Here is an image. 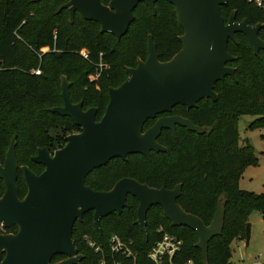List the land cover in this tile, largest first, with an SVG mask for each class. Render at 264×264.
Segmentation results:
<instances>
[{
	"label": "trees",
	"instance_id": "trees-1",
	"mask_svg": "<svg viewBox=\"0 0 264 264\" xmlns=\"http://www.w3.org/2000/svg\"><path fill=\"white\" fill-rule=\"evenodd\" d=\"M67 1L0 0V164L15 134L18 166L25 164L39 174L44 166L31 160L37 149L47 147L53 152L65 145L68 134L80 131L69 117L49 110L63 105L60 73L66 74L72 82L69 86L71 101H82L83 109L96 107V120H99L108 102L109 87H117L128 78L126 68L135 67L137 58L146 59L149 34L160 61L169 60L181 49L179 36L183 30L177 23L174 6L167 0L155 2V14L144 3H139L133 10L134 20L120 39L100 32L97 22L83 19L77 11L71 23L67 9L57 11ZM109 1L101 0L103 4ZM232 11L237 21L245 19L251 25L261 23L258 36L264 41V10L247 0H227L220 6L225 22ZM235 36L236 41L229 40L227 44L228 52L235 58L227 63L235 69L234 77L225 76L214 84L216 101L202 99L190 109L176 105L170 112L207 127L206 132L197 134L179 125L175 127V134L163 129L158 141L166 151H152L149 158L131 154L124 160L111 159L85 179V184L97 191L111 189L124 177L154 188L164 184L172 189L180 183L177 203L205 225L212 220L217 199L223 195V229L208 242L207 264H231L230 244L245 233L251 211H260L264 219V196L241 190L237 184L241 166L253 158L250 144H238V117L255 115L257 124L264 126V50L254 54L243 33ZM83 51L87 53L86 59L80 57ZM35 69L40 73L35 74ZM92 74L97 77L89 78ZM152 122V119L146 121L143 130ZM17 149L23 151L21 159L17 157ZM17 185L19 197L23 198L27 189L19 169ZM3 192L0 179V196ZM137 206V200L128 195L121 213L113 212L101 218L100 231L93 225L92 211L76 220L72 239L82 255L78 264H98L101 260L110 264L109 240L113 234L132 242L131 247L137 253L135 264H151L147 253L161 238L159 228L182 241L180 252L174 258L177 263L192 260L194 264H203L201 250L195 246L198 237L193 230L172 226L162 209L153 205L147 211L145 237L135 223ZM16 230L11 226L4 228L3 233ZM89 240L95 247L88 244ZM63 257L56 254L51 261L57 262ZM114 259L121 258L114 256Z\"/></svg>",
	"mask_w": 264,
	"mask_h": 264
},
{
	"label": "water",
	"instance_id": "water-1",
	"mask_svg": "<svg viewBox=\"0 0 264 264\" xmlns=\"http://www.w3.org/2000/svg\"><path fill=\"white\" fill-rule=\"evenodd\" d=\"M156 1L110 0L103 4L101 0H68L57 11L67 9L70 22L77 11L83 19L97 22L100 32L120 39L134 20L136 6L142 2L155 14ZM167 1L174 6L177 23L183 30L179 36L181 49L169 60L160 61L149 34L146 59H138L135 67H127L128 78L119 86L109 87L108 102L99 120H96V107L84 110L82 101H71L69 82L65 76L60 77L63 105L49 110L69 117L80 131L68 134L65 145L53 152L47 147L37 149L31 160L44 166L41 173L20 166L27 189L22 199L17 185L16 135L12 136L0 164L4 185L0 224L5 228L15 226L17 231L0 233V264H78L82 255L72 239L74 222L92 211L93 225L100 231L101 218L113 212L121 213L128 195L138 202L135 223L145 237L147 211L158 205L172 226H186L196 233L195 246L201 250L203 264H207L208 242L223 229V195L216 202L212 220L205 225L177 203L180 183L172 189L164 184L154 188L124 177L106 191L85 185L86 176L111 159L124 160L131 154L149 158L152 151H166L157 140L163 129L175 134L179 125L197 134L206 132L207 127L195 125L180 115H163L147 129L143 127L146 121L169 113L176 105L190 109L202 99L216 101L214 84L225 76L234 77L235 69L227 63L235 58L228 52L227 44L229 40L236 41V33L246 36L254 54L264 50V41L258 36L261 23L237 21L235 11L224 21L220 6L227 0ZM249 237L247 222L246 244ZM56 254L65 258L51 263Z\"/></svg>",
	"mask_w": 264,
	"mask_h": 264
},
{
	"label": "rangeland",
	"instance_id": "rangeland-1",
	"mask_svg": "<svg viewBox=\"0 0 264 264\" xmlns=\"http://www.w3.org/2000/svg\"><path fill=\"white\" fill-rule=\"evenodd\" d=\"M40 18L42 19V16ZM74 18L75 15L72 22ZM80 57L86 59L87 53L85 51L81 52ZM48 73L50 74L51 72ZM61 76L67 78L69 86L71 87L72 82L64 73L58 75L59 82ZM94 76L92 74L88 77L91 78ZM72 91L75 92L74 88H72ZM257 119L258 117L255 115L242 114L237 120L238 144L240 146H244L247 143L250 144L253 153V158L250 162L241 166L237 184L241 190L264 196V126L257 124ZM16 152L17 157L21 159L23 157V151L17 149ZM23 165L25 166V164H19V166ZM248 224L250 225L248 243L246 244L245 233H242L230 244L232 252L231 264L264 263V219L261 212L252 210L248 216Z\"/></svg>",
	"mask_w": 264,
	"mask_h": 264
},
{
	"label": "built area",
	"instance_id": "built-area-1",
	"mask_svg": "<svg viewBox=\"0 0 264 264\" xmlns=\"http://www.w3.org/2000/svg\"><path fill=\"white\" fill-rule=\"evenodd\" d=\"M252 2L259 9L264 10V0H247ZM35 74H39L40 70H33ZM97 77V74H94ZM94 77H91L94 78ZM2 226V225H1ZM161 232V238L155 242L147 253V259L151 261V264H179L174 260L175 256L180 252L182 247V241L175 235L164 232L162 228L158 229ZM91 247H95L92 241H88ZM131 241H123L118 235L113 234L109 240V249L111 252L112 261L110 264H135L137 253L131 247ZM97 251L98 248L96 247ZM114 256H119L121 259H114ZM98 264H107L105 260H101ZM181 264H194L192 260H187Z\"/></svg>",
	"mask_w": 264,
	"mask_h": 264
},
{
	"label": "flooded vegetation",
	"instance_id": "flooded-vegetation-1",
	"mask_svg": "<svg viewBox=\"0 0 264 264\" xmlns=\"http://www.w3.org/2000/svg\"><path fill=\"white\" fill-rule=\"evenodd\" d=\"M84 110H86V109H84ZM171 112V111H170ZM170 112L169 113H163V114H160V115H157L154 119H152L153 120V122H152V124L154 123V121L158 118V117H160V116H163V115H173V114H170ZM168 130V129H167ZM170 131V130H169ZM172 132V131H171ZM159 137V136H158ZM158 140V139H157ZM159 142V141H158ZM160 143V142H159ZM161 144V143H160ZM27 166V165H26ZM28 167V166H27ZM29 168V167H28ZM18 169L20 170V166H18ZM18 169H17V175H18ZM30 169V168H29ZM31 170V169H30ZM93 171V170H92ZM20 172H21V170H20ZM21 174H22V172H21ZM22 177H23V175H22ZM87 177V176H86ZM86 179V178H85ZM86 185V184H85ZM20 199H22V198H20ZM0 226H1V224H0ZM5 227H3V226H1L0 227V229H1V232L0 233H3L4 231H3V229H4ZM17 228V227H16ZM17 231V230H16ZM63 258H65V256L63 257ZM62 258V259H63ZM59 261V260H58ZM51 263H54V262H52L51 261Z\"/></svg>",
	"mask_w": 264,
	"mask_h": 264
}]
</instances>
